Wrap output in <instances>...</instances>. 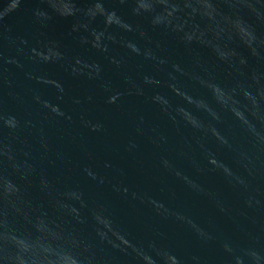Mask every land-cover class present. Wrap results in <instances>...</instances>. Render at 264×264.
Returning <instances> with one entry per match:
<instances>
[{
	"label": "water",
	"instance_id": "1",
	"mask_svg": "<svg viewBox=\"0 0 264 264\" xmlns=\"http://www.w3.org/2000/svg\"><path fill=\"white\" fill-rule=\"evenodd\" d=\"M98 2L103 9L114 10L127 22L116 21L119 27L106 28L104 17L98 15L90 23L89 28L97 34L95 43L106 45L103 51L93 47L88 31L79 27L83 17L72 15L76 8L71 0H60L57 11L61 15L49 20H37L33 16V9L42 0H20L19 7L17 0H7V6L0 7V17H5L0 23V57L16 58L23 65L22 68L11 62L3 65L0 107L15 114L21 122L31 121L29 128L21 129L20 138L32 145L38 164L42 150L36 141L41 135L47 140V160L43 166L64 192L59 214L66 219L84 217L86 223L80 228L85 234L94 235L92 232L99 230L105 236L107 244H97L99 264H137V258L143 264H154L147 252L148 241L173 250L183 258L184 264H232V257L222 244L264 246V151L253 149L227 116L223 124L216 126L229 138L233 149L220 147L216 143L218 133L209 123L211 117L204 113L211 111L208 105L201 99L193 100L191 95L182 100L180 87L174 93L168 86L171 65L177 64L185 72L183 76L177 74L181 86L197 97H205L209 104L211 89L219 100L230 104L231 98L211 80L202 82L201 86L193 85L190 78L199 61L214 69L218 82L231 84L236 74L219 59L230 55L229 50L217 47L214 52L206 42L186 45L178 32L153 27L148 16L134 15L133 0ZM4 3L5 0H0V5ZM78 6L88 8L89 0H78ZM247 19L258 33H264V25L257 24L251 16ZM217 31L223 29L218 26ZM104 33L114 36L115 42H109ZM42 46H47L48 56L56 58L59 52L63 59L38 64L27 55L17 56V48L27 53ZM230 47L247 55L239 38L233 39ZM161 57H166L168 63H161ZM110 58L122 59V69L110 63ZM94 64L103 67V81L87 78L94 71ZM121 70L132 72L137 79L148 74L161 83L146 86L142 97L128 95ZM27 72L42 79L29 80ZM104 81L109 82L108 91L101 86ZM34 92L59 105L72 120L42 109L32 98ZM117 92L123 95L109 103V96ZM155 92L167 95L173 105H184L180 109L184 118L203 130L193 134L183 122L173 126L150 102ZM61 96L63 100L59 99ZM87 96L93 99L85 101ZM74 98H80L82 103L74 104ZM81 111L94 123L101 122L104 129L92 132L82 127L78 118ZM233 112L247 123L242 112L235 108ZM197 116L206 122L201 125ZM130 141L136 147H130ZM238 151L252 157L253 176L249 177L237 163ZM57 154L62 155V161L57 159ZM165 159L170 168L163 165ZM224 165L245 179L246 190L227 182L221 171ZM76 187L84 191L87 207L81 206L78 192L70 190ZM249 197L259 203L247 207L245 200ZM30 198L40 203L34 187ZM5 231L20 247H27V242L17 240L0 215V234ZM202 231L213 239L199 236Z\"/></svg>",
	"mask_w": 264,
	"mask_h": 264
},
{
	"label": "clouds",
	"instance_id": "2",
	"mask_svg": "<svg viewBox=\"0 0 264 264\" xmlns=\"http://www.w3.org/2000/svg\"><path fill=\"white\" fill-rule=\"evenodd\" d=\"M60 0H42V4L33 9V16L37 20H49L55 15H61L57 11ZM76 10L72 15H80L83 20L79 27L88 31L92 37L93 47L103 51L106 45H97L96 32L90 29L89 25L95 20L96 16L104 17L106 28L113 26L119 27V23H127L118 17L112 10L103 9L102 3L98 0H89V7L80 9L78 0H71ZM20 0H17L19 7ZM133 14L145 15L150 19L153 27L170 29L178 32L186 45L193 43L206 42L207 46L216 51L217 47L229 50L230 55L219 56V59L228 64L229 68L236 74V78L231 84L220 83L216 80L214 69L205 65L203 62H196V66L190 73L193 85H201L206 80H211L215 87L222 91L224 95L231 98V103L226 104L219 100L216 93L209 90L212 103L209 104L205 97L193 95L187 88L181 86L177 79L185 75L180 65H171L168 73L169 88L174 90L180 87L183 92L181 99L186 96H193V100L201 99L210 112L205 111L211 117L209 122L218 133L216 143L220 147L233 149L229 138L223 135L217 124L225 122L224 117L232 119V127L238 130L256 151H264V33H258L256 26L248 22L247 17L251 16L257 24L264 25V0H133ZM7 0L0 7H6ZM222 6V7H221ZM67 18V17H65ZM5 17H0L3 23ZM223 29L218 32L217 27ZM133 27L130 25V28ZM77 26H73V31ZM109 42H115V37L108 33ZM143 34V33H142ZM239 38L242 46L247 49V55H243L230 45L233 39ZM86 39V38H85ZM127 47V43H124ZM138 47V46H137ZM47 46H42L35 50L29 49L26 53L23 48H17V56L27 55L31 60L38 64L56 63L63 59L61 53L53 58L47 55ZM131 51V49H130ZM151 59V57H146ZM13 63L16 67L22 68L23 65L16 59L9 60L8 57H0V79H2L3 65ZM160 62L168 63L166 57H161ZM117 69H122L124 61L122 59L110 58ZM94 71L87 75L88 79L103 81L104 69L99 64H94ZM179 72L177 73V70ZM71 71V66H69ZM29 80L42 79L39 75L32 72L25 73ZM76 75V73H73ZM122 79L126 85L127 94L133 96H144L146 86L150 84L160 85L161 81L148 74L142 75L139 79L127 70H121ZM106 91L109 90V82L104 81L101 85ZM123 93H114L109 96L108 102H115L114 98H119ZM33 100L42 109H47L55 114L56 117H63L71 121L72 116L67 115L59 105H53L51 101L41 98L38 93H33ZM63 100V96L59 97ZM91 101L92 96L84 98ZM150 102L157 106L162 115L168 117L173 126L181 122L193 131H202V128L194 127L190 121L186 120L180 109L184 105H173L170 98L160 92H155L150 98ZM164 101L161 103V101ZM74 104H81L80 98H74ZM187 103V101H185ZM233 108L244 114L247 123L239 120ZM188 111L189 109H184ZM215 113V115H213ZM79 121L82 127L92 132H100L104 125L96 121L95 123L86 118L83 111L79 114ZM201 125L206 121L200 116ZM143 121V117L140 118ZM31 121L21 120L13 113L0 107V215L7 221L8 228L17 240H25L27 247L22 248L14 242L7 231L0 234V264H99L97 257V244H107V240L99 230H94V235L85 234L80 225L86 223L84 217L77 216L73 219H66L59 214L60 202L64 196L57 180L44 167L47 160L48 144L47 140L41 135L36 141L42 150L39 157L33 155L32 145L27 140L20 138L22 128H29ZM255 129V131H253ZM7 130V134L4 131ZM129 146L136 147L135 143L129 142ZM207 152V150H205ZM211 155H215L211 153ZM58 160H63L61 154H57ZM252 157L245 151L237 152V163L243 168L249 177L253 176L250 164ZM166 168H170L169 162L162 160ZM227 182L243 189L248 188L245 179L234 172L228 165L221 168ZM87 174V170H85ZM178 176L180 172L175 173ZM35 188L40 196V203L36 204L30 198V190ZM190 187L198 188L197 185ZM78 192L82 207H87L85 193L78 187L70 189ZM203 191V189H199ZM252 197L245 200L247 207H253ZM220 211H224L223 208ZM208 240L212 236L206 235L203 231L199 235ZM147 252L154 261V264H184L183 258L173 250L158 246L154 241L147 242ZM224 251L232 257V264H264V246L258 247L256 244L231 247L222 244ZM137 264L143 261L137 258Z\"/></svg>",
	"mask_w": 264,
	"mask_h": 264
}]
</instances>
